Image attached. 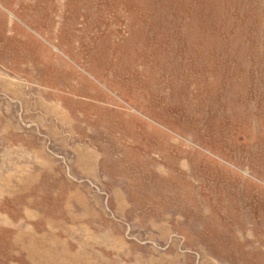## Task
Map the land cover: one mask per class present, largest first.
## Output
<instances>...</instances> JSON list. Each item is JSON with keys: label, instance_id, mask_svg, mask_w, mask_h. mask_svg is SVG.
Returning a JSON list of instances; mask_svg holds the SVG:
<instances>
[{"label": "rangeland", "instance_id": "rangeland-1", "mask_svg": "<svg viewBox=\"0 0 264 264\" xmlns=\"http://www.w3.org/2000/svg\"><path fill=\"white\" fill-rule=\"evenodd\" d=\"M0 264H264V0H0Z\"/></svg>", "mask_w": 264, "mask_h": 264}]
</instances>
